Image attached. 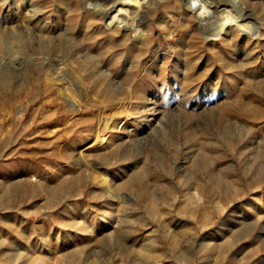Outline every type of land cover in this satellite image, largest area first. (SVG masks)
<instances>
[{
  "label": "rangeland",
  "instance_id": "374dc122",
  "mask_svg": "<svg viewBox=\"0 0 264 264\" xmlns=\"http://www.w3.org/2000/svg\"><path fill=\"white\" fill-rule=\"evenodd\" d=\"M43 1L32 24L35 2L0 0V264H264V0L243 4L259 37L209 42L185 17L192 50L163 6L146 55L136 25Z\"/></svg>",
  "mask_w": 264,
  "mask_h": 264
},
{
  "label": "bare ground",
  "instance_id": "6f19581e",
  "mask_svg": "<svg viewBox=\"0 0 264 264\" xmlns=\"http://www.w3.org/2000/svg\"><path fill=\"white\" fill-rule=\"evenodd\" d=\"M21 1L22 0H16L15 3H17L18 5L22 3ZM32 1L36 3L35 7L29 6L31 8H29V10L26 12L27 13L26 17L33 24L41 16V13L44 11V10H41V7L43 8L44 6V1L43 0H31V4H32ZM85 1H86V4L88 5L93 4L95 5V7L98 8V11H102V13L99 12L100 13L99 15L97 13L96 15L90 16L91 13L90 14L88 13L89 19L86 22L88 26L93 24L92 17H96V16L98 20L100 21L101 26L109 27L110 29L116 28V30L117 29L126 30L127 25H131L132 27L136 25L133 32L135 34L145 33L147 37L146 43L143 44L141 48L143 49L142 52L145 55L149 54L152 51V47L150 46V41H149L151 38L150 35L154 27V19L156 18L157 14H159L163 6L171 10V12H168L167 14L161 12L164 21L167 19L174 20L175 16L181 17V25L179 26L177 30L175 31L173 30L172 35L182 37L185 43L190 44L189 48L191 50L196 48V45L199 42L201 34H200V30L196 26L185 25V22H184L185 17H189V20H188L189 22L193 21V18H195L197 22H199L202 28V32L206 35V38L209 42H215L217 40L223 39L224 37L227 42L232 40L233 36L230 30L232 29L233 26L240 27L241 29L244 30V31L242 30L243 32H246V35L251 36V37L253 36L259 37L258 32L262 28L260 23H254L251 21L250 15L246 12V9L248 8L247 7L243 8V4H245L244 3L245 0H173V1L172 0H85ZM68 6L73 7V9H70L71 15H78V17L81 16V12L83 10L82 9L80 10L81 7L79 8V5L76 4L74 0H70V2L68 3ZM17 7H20V5ZM84 9L87 10V8H84ZM194 9H196V12H193ZM122 11H124L126 15L124 16L120 15L121 14L120 12ZM12 12H14V10ZM22 12H20V14ZM104 19H107V22H105ZM122 22H125L124 27L122 26ZM65 27H68V25ZM20 28L24 29L23 31L27 30L28 34L31 33L30 32L31 28L30 29L24 28L23 26H21ZM74 30L75 29L73 30L68 29L67 34L70 31H71V35L75 34ZM17 31L14 30V32L16 33ZM130 44L122 43V44H117L114 47L113 45L110 47L111 50L115 48H119L118 50H120L121 48L122 49L121 51L123 52L121 53V55H119V60L113 63L112 65L113 67H119L121 65V62L126 61L128 58L127 56L130 55L132 51L135 50L134 45L133 44L130 45ZM175 52H177L178 54H182L181 56H178V57L183 59L182 62L185 63L184 65H187L186 63H188L189 68L193 69L192 64H194V61H193L194 59L193 60L190 59L189 55H187L183 50H177ZM143 62H144L143 59L138 60L135 64H132V65L134 66V68H137V66L140 67L141 64H144ZM175 64H176L175 66L178 67V70H179L180 61L177 60ZM147 78L148 76L143 75L140 80L142 82H145ZM128 79H130V77ZM190 79L191 77H189V80ZM198 79H201V77H198ZM184 80H185L184 82H186L187 77H185ZM173 81H175L174 86H177L181 80L178 77H174ZM56 82L57 81L54 80V83ZM110 85L111 84H109V86ZM118 86L120 87V85ZM119 87L114 89L115 86L114 87L111 86L109 87L108 90L110 93H112L111 95H115V97H118V98L122 96L126 98L128 97L130 99H138V100L147 99V94L143 90V88H139V87L137 89L132 88L131 91L127 94L126 92L121 91ZM67 95L68 96L71 95V98L73 99V101L77 99V95H75L73 92L72 93L67 92ZM70 109L71 111L75 113H78L81 110L80 108L73 109L71 105H70Z\"/></svg>",
  "mask_w": 264,
  "mask_h": 264
}]
</instances>
